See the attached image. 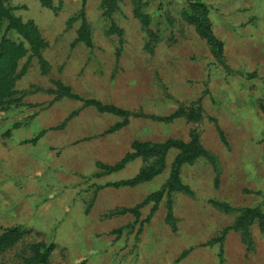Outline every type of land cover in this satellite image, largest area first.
<instances>
[{
	"label": "rangeland",
	"instance_id": "1",
	"mask_svg": "<svg viewBox=\"0 0 264 264\" xmlns=\"http://www.w3.org/2000/svg\"><path fill=\"white\" fill-rule=\"evenodd\" d=\"M0 1L32 21L47 63L31 50L19 57V104L0 109V232L26 231L0 264H23L37 243L53 244L46 264H264L259 218L236 226L248 209L264 218V0H200L232 72L181 18L184 0H142L147 25L131 0L109 15L101 0ZM82 9L90 44L78 38ZM8 22L0 34L24 40ZM57 83L78 97L59 96ZM88 99L136 116L115 128L123 118ZM194 137L206 154L180 165L182 190L166 187L175 148L134 186L109 183L136 174L140 157L108 174L97 166L118 163L135 140Z\"/></svg>",
	"mask_w": 264,
	"mask_h": 264
},
{
	"label": "trees",
	"instance_id": "2",
	"mask_svg": "<svg viewBox=\"0 0 264 264\" xmlns=\"http://www.w3.org/2000/svg\"><path fill=\"white\" fill-rule=\"evenodd\" d=\"M45 6L50 5V0H41ZM133 3V11L144 25L149 24V15L144 13L142 8V0H131ZM105 15H109L117 7L116 0H101ZM0 1V20L6 17L9 22L6 28H12L16 35L21 36L24 40L16 41L9 37L7 34H0V109L9 108L11 105L19 104L20 99L14 97L16 94L15 80L17 78L16 68L19 57L26 54L31 50V55L38 58L41 65V69L45 71L47 63L42 57L41 50L43 48V40L32 23V21L22 22L19 17L9 15L8 10L5 9ZM81 18L80 28L78 30V38L85 43H91L90 32L88 30V24L84 16V9L79 13ZM181 18L184 22L193 25L196 31L202 37L211 48V52L215 63L223 66L226 71L232 72L231 68H228L224 62L222 52V41L215 36L211 30V22L206 12V5L200 0H184V6L181 9ZM24 41V42H23ZM28 45V47L26 46ZM247 77L255 76L254 72L244 74ZM57 89L55 91L59 96L67 95L71 97H78L73 94L71 90L57 83ZM86 105H93L100 112L112 113L120 116L123 120L120 123L115 124V128L121 127L127 123L130 116H136L134 113L114 106L112 104H103L99 101L88 99L84 101ZM178 113L171 114L167 117H154L159 120H170L176 117ZM132 151L125 154V156L114 165H106L103 163H97V166L103 170V174H108L112 171L118 170L125 166V164L136 157H140L143 161L142 166L136 174L126 179H120L109 183V185L119 186H134L139 183L151 180L153 177L162 172L165 166V157L169 149L175 148L178 153L173 162V166L170 171V175L166 184L168 190H182L184 187L179 181V167L184 162H192L197 157L205 155L206 151L199 145L197 138L194 137L191 142L185 143L178 139L169 138L162 142L160 141H138L135 140L131 144ZM159 192L155 193L151 198L154 201H158ZM147 201V200H146ZM144 201V203L146 202ZM227 207V205H221ZM170 211V209H169ZM136 214L137 211L135 210ZM254 218H259L262 225H264L263 214L258 208L248 209L242 214L239 222H237V228L241 224H244L246 228V221ZM25 229L21 225H13L5 228L0 232V253L12 248L23 236ZM53 248V244L45 245L43 243L32 244L30 246L29 255L25 256L23 264H46L48 262V256Z\"/></svg>",
	"mask_w": 264,
	"mask_h": 264
}]
</instances>
